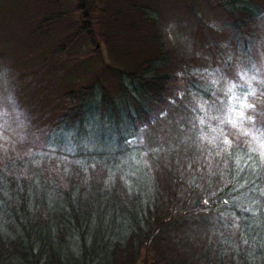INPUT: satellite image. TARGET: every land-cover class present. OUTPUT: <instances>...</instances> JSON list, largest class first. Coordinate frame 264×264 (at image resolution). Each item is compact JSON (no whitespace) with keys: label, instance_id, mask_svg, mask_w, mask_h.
Here are the masks:
<instances>
[{"label":"trees","instance_id":"16d2710c","mask_svg":"<svg viewBox=\"0 0 264 264\" xmlns=\"http://www.w3.org/2000/svg\"><path fill=\"white\" fill-rule=\"evenodd\" d=\"M24 3L0 264H264V0Z\"/></svg>","mask_w":264,"mask_h":264},{"label":"rangeland","instance_id":"374dc122","mask_svg":"<svg viewBox=\"0 0 264 264\" xmlns=\"http://www.w3.org/2000/svg\"><path fill=\"white\" fill-rule=\"evenodd\" d=\"M24 4V0H0V13L3 12L2 15H0V121L3 122L8 121L7 119H9V117H11L13 122L20 117L17 106L18 102L15 99V97L19 99L15 92V89L19 87L16 78L19 75V72L23 69L20 67L23 61L19 60V58L22 53H25L26 58L28 57L30 46L28 43H25L26 40L22 41L21 34L11 27V20L15 15L13 13L21 11ZM16 16L20 19L18 15ZM42 20L43 19H41V21ZM51 22L52 20H46L43 22V25L48 24V28H51L54 26L50 25ZM173 26L174 24L168 25V40L170 44L174 42V34L172 32ZM43 27L45 29V26ZM35 34H38V32H35ZM34 37L36 36L34 35ZM3 49L5 50L2 51ZM14 54L17 55L16 62L13 61ZM98 56L99 60H108L105 46L102 45V47H100V53ZM32 57L33 56H30L24 65L28 66L30 63H33L31 61ZM38 79L39 80L36 83L35 81H33V83L37 84V86H42V81L40 80L45 79L44 71L41 72ZM33 94L41 103L44 94H37L36 92H33Z\"/></svg>","mask_w":264,"mask_h":264},{"label":"snow or ice","instance_id":"6c2138e0","mask_svg":"<svg viewBox=\"0 0 264 264\" xmlns=\"http://www.w3.org/2000/svg\"><path fill=\"white\" fill-rule=\"evenodd\" d=\"M239 78L240 79L247 78V73L241 72L240 75H239ZM233 87H235V86L233 85ZM229 91H231V89H229ZM253 95H255V92L254 91H253ZM236 99H238V97H233V100H236ZM239 107L241 109L248 108V109L253 110V112H254L255 111V108H256V105L255 104H243V103H241L239 105ZM229 113H230V115L235 114L241 121H243L245 119V113H244V111L243 110L237 111L235 103H233L232 106L230 107ZM262 115H264V114H262ZM247 119H248V122L249 123H252L253 125H255V121H254V119H253L252 116L247 117ZM200 123L201 124L204 123L203 119H201ZM231 123L233 124L234 127L237 126L235 120H232ZM246 134H248V133H246ZM253 139L256 140V139H258V137H255L254 136ZM225 144H229V141L227 139L225 140ZM261 148L264 149V145H261ZM260 154H261L262 159H264V151H261ZM252 191L255 192V188H253ZM249 211H251V210H249ZM245 243H247V241H245Z\"/></svg>","mask_w":264,"mask_h":264}]
</instances>
